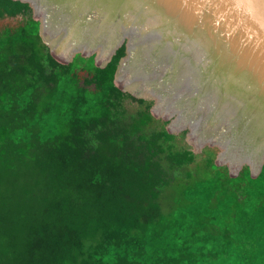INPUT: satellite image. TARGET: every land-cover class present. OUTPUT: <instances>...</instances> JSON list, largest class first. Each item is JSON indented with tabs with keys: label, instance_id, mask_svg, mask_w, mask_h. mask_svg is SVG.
I'll list each match as a JSON object with an SVG mask.
<instances>
[{
	"label": "trees",
	"instance_id": "obj_1",
	"mask_svg": "<svg viewBox=\"0 0 264 264\" xmlns=\"http://www.w3.org/2000/svg\"><path fill=\"white\" fill-rule=\"evenodd\" d=\"M0 264H264V164L196 153L115 82L125 44L58 60L0 0ZM84 72V74H81Z\"/></svg>",
	"mask_w": 264,
	"mask_h": 264
},
{
	"label": "water",
	"instance_id": "obj_2",
	"mask_svg": "<svg viewBox=\"0 0 264 264\" xmlns=\"http://www.w3.org/2000/svg\"><path fill=\"white\" fill-rule=\"evenodd\" d=\"M21 1L30 4L39 20L40 36L62 62L69 63L76 54L94 55L95 63L104 67L125 44V55L115 71L116 84L136 97L153 99V114L170 118L171 132L187 129V140L198 133V119L174 118L163 101L168 89L189 87L196 108L205 116L204 126L213 128L202 134L197 147L218 146L216 163L226 165L232 175L244 164L254 177L261 172L264 0ZM77 21L81 32L72 29ZM144 47L163 68L165 84L160 79L138 84L135 78L123 83L130 65L142 58ZM236 147L240 153L235 154Z\"/></svg>",
	"mask_w": 264,
	"mask_h": 264
},
{
	"label": "rangeland",
	"instance_id": "obj_3",
	"mask_svg": "<svg viewBox=\"0 0 264 264\" xmlns=\"http://www.w3.org/2000/svg\"><path fill=\"white\" fill-rule=\"evenodd\" d=\"M15 24L16 20H6V21H1L0 22V27L6 24ZM67 28V27H66ZM64 28V29H66ZM70 30H68L66 32V34L69 32ZM64 36V35H63ZM106 38V36H105ZM63 39V38H62ZM65 40V39H64ZM63 40V41H64ZM64 42H66V44H69V40H65ZM142 58L138 61L137 66L138 68L137 71L139 73H137L136 75H134L135 69H132V67L128 68V71L131 73L129 74L128 72V76L126 77L125 82H123L124 84H126L127 80L130 79H137V83L138 84H151V83H156L159 79L161 81H163V68H159L156 63L154 62V60L151 58V56L149 55V51L147 47L143 48V54L141 56ZM133 70V71H132ZM142 72V73H141ZM81 74H84V72H82ZM128 82V81H127ZM163 83L165 84V82L163 81ZM196 98L191 97V92L189 91V87L187 86H182L178 89H168L164 101L163 103L165 104L164 107L167 111L173 113V117H180V121L184 122V120L186 119H192V118H197L199 121V125H198V133L193 136L190 137L188 140L186 139V142L190 145H192L194 151L196 153L201 152L202 148L205 145H208L207 143H205L201 148L197 147V142L201 141V137L202 134L204 133H208L209 131H211L212 129H209V126H204L205 121H204V114L202 109H198L196 108L195 101ZM195 108V110L193 109ZM163 111H165L163 109ZM197 114V115H196ZM172 117V118H173ZM170 119V118H169ZM173 129H175V126L172 127ZM182 131V130H181ZM180 132V131H179ZM210 133V132H209ZM187 137V135H186ZM221 150V149H220ZM241 149H239L238 147L235 148V154L240 153Z\"/></svg>",
	"mask_w": 264,
	"mask_h": 264
},
{
	"label": "bare ground",
	"instance_id": "obj_4",
	"mask_svg": "<svg viewBox=\"0 0 264 264\" xmlns=\"http://www.w3.org/2000/svg\"><path fill=\"white\" fill-rule=\"evenodd\" d=\"M80 18L82 19V17H80ZM79 23H80V22L77 21V23L72 27V29H74V31L77 30V32H81V29H82L83 27H80V26H79ZM90 26H91V25H90ZM137 63H138V61L135 60V61L130 65V68L132 67V69H135V72H138L137 69H136V68H138V67H136V66H137Z\"/></svg>",
	"mask_w": 264,
	"mask_h": 264
}]
</instances>
